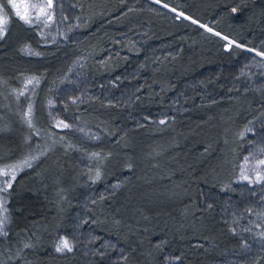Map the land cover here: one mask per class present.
I'll return each mask as SVG.
<instances>
[{"label":"trees","instance_id":"obj_1","mask_svg":"<svg viewBox=\"0 0 264 264\" xmlns=\"http://www.w3.org/2000/svg\"><path fill=\"white\" fill-rule=\"evenodd\" d=\"M263 3L53 0L49 14L25 11L29 24L0 0L1 170L34 156L45 137L67 176L100 165L98 179H82L62 202V216L51 186L29 181L32 166L16 172L0 194L5 230L45 227L43 247L24 245L27 257L264 264V179H244L240 169L252 160L264 176V164L254 165L264 161V98L252 90L264 87V57L244 47L264 52ZM223 35L237 44L226 48ZM60 237L71 252L55 250ZM12 256L0 264L27 259Z\"/></svg>","mask_w":264,"mask_h":264},{"label":"rangeland","instance_id":"obj_2","mask_svg":"<svg viewBox=\"0 0 264 264\" xmlns=\"http://www.w3.org/2000/svg\"><path fill=\"white\" fill-rule=\"evenodd\" d=\"M12 2L15 5H17V7H16L17 11L21 12V14H24L25 11H28V12L32 11V9H29L26 7L27 5L36 4L39 6H44V5H46L47 0H12ZM261 6H263V7H259V9L257 11L258 13H256V15H258L260 18L258 20L259 24L262 23L263 17H264V11L262 13V16L260 15L261 9L263 10V8H264V3L261 4ZM33 9L36 10L37 13H41L40 7L33 8ZM175 11L179 15H180V13H183V12L178 11V10H175ZM47 14H49V9L47 10ZM182 16L189 18V16H187V14H185V13H183ZM189 19H191V18H189ZM191 20H193V19H191ZM244 20H245L244 23H248V21H249L247 18H245ZM202 25H205V24H202ZM205 26H207V25H205ZM253 27H251V25L246 26L243 30L247 31L248 29H251ZM256 27L258 28V25H256ZM223 37H224V35H223ZM228 40L234 41L232 38H228ZM234 44H237V43L235 42ZM244 47L247 49H250L251 51H253L255 53L261 52V51H257L255 49H252L248 46H244ZM252 90L255 91V93H256L255 95L257 97H263L264 98V87H259V88L256 87ZM27 139H28V136H26V140ZM26 140H24V137H23L22 141L25 142ZM20 146H21V150L25 149L23 147V145H20ZM52 146H53V143L49 139V137H45L42 140L40 147L35 149L36 154L33 153V155L37 158L35 160L31 161L32 167L35 170L31 175H29V178H30L29 181L33 183L34 188H36V184L40 185V183H38V180L43 181V183L41 185H47L48 184L49 186H51V188H50L51 189V197H52L51 200H53L56 203V212L59 214V216H62V214L66 215L68 212V209H69V207H67V205H63L62 202H64L65 200H69V197L76 192L77 187L80 186L82 179L88 178V180H91L92 175L94 173L98 172V170L100 169V165H94L93 167L91 165L90 169H88V171L85 174H81L80 176H78V174H77L76 176L71 178L65 174V172L63 171V167H62L61 163L57 165L58 158H56L55 156L52 155L53 150H55L54 147H52ZM18 150H19V148H18ZM22 160L23 159L20 158V161H22ZM98 160L102 161L99 158H98ZM262 160H260V161H262ZM0 161H2L1 156H0ZM40 161H41V165H40L41 170L39 169V165H38V163ZM260 161H259V159H257L254 162V165L256 167H258L260 165ZM251 162H252V160H247V162L242 167H240L242 177L247 176L249 181L257 180V175L258 174L260 175V173L258 171L253 170L255 168H253V169L250 168V167H252ZM0 170H1V163H0ZM65 184L67 185L66 187H64ZM48 201H49L48 198L47 199L44 198V203H46ZM60 204H62V205H60ZM27 228H28L27 230L22 228L18 231L13 230L12 232H9V231L5 230V226H4V231L7 233V235H5L4 238L0 235V261L4 260L5 258H12L13 254L14 255L22 254L24 256V258H27V259H25V261L22 262V264H27V262H29L31 264H42L39 260L34 258V255L31 252L29 255L30 257H27L28 253L24 252V250H25L24 245L30 244L31 249H33V250L39 249L40 247H43V240H42L43 233L42 232L45 230V227H42L39 225L36 226L35 223H32ZM9 251H10V253H8Z\"/></svg>","mask_w":264,"mask_h":264},{"label":"snow or ice","instance_id":"obj_3","mask_svg":"<svg viewBox=\"0 0 264 264\" xmlns=\"http://www.w3.org/2000/svg\"><path fill=\"white\" fill-rule=\"evenodd\" d=\"M157 2H159V0H157ZM12 6L17 7V5H15V4H13ZM52 6H53V0H47L46 5H44V6H39L36 4H30V5H27L26 7L29 9L40 7L41 14H46L47 10L51 9ZM165 7H167V5H165ZM235 11H236V9H233V12H235ZM17 15L18 16L20 15L19 11H17ZM180 15L182 16L183 13H180ZM20 18L22 20H24L25 23H29V24L32 23L31 17L27 12L25 13V15L20 16ZM48 19H51L50 15L48 16ZM193 23H196V21H193ZM6 25H7V20L2 15H0V37H2L4 35ZM201 27H205L208 32H213V29L210 27H207L205 25H201ZM214 35L220 36L221 34L219 32H215ZM222 39L228 41V43L225 45L226 48L230 47L233 43H235L234 41L228 40L227 36L222 37ZM236 46L242 47V45H236ZM257 55L264 56V52H258ZM28 83H32V81H28ZM26 115H30V112ZM30 123H31V121L29 120V124ZM160 123L163 124L164 121L162 120V121H160ZM59 125H62L65 128L69 127V125L64 124L63 121H60ZM36 158L37 157H35V156L27 157L24 160L20 161L16 165L8 166L5 169L0 170V176L11 177L10 179L5 180L3 185H0V194L7 192V190L12 187V183L16 177V172L18 170H20L22 167H29L30 168L32 166L31 161L35 160ZM260 163L264 164V161H260ZM99 175H100L99 172H97L96 173L97 179L99 178ZM244 179H248V177L244 176ZM262 179H264V176H260L258 174L257 175V182L259 180H262ZM6 222H7V209L4 206V202L0 201V235H7V233L4 231V226H5ZM29 246L30 245H25V247H29ZM55 250L57 252H64V251L71 252L72 251V244L70 243V241L67 238L60 237L56 243V249ZM172 259L178 260L179 257H174Z\"/></svg>","mask_w":264,"mask_h":264}]
</instances>
